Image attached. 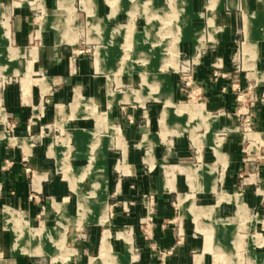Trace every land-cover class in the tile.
I'll use <instances>...</instances> for the list:
<instances>
[{
  "label": "crops",
  "instance_id": "crops-1",
  "mask_svg": "<svg viewBox=\"0 0 264 264\" xmlns=\"http://www.w3.org/2000/svg\"><path fill=\"white\" fill-rule=\"evenodd\" d=\"M1 1L7 2V0H0V5ZM75 1L64 3L63 0H37V3H40L43 7L45 15L36 28H33L34 18H36L33 15L37 7L33 5V0H10V4L4 7L5 10L0 7V44L3 41V34L7 35L6 31H8L9 46L20 55L17 61L0 59L1 66L5 65L6 67L5 70L0 71V74L7 75L6 79H3L4 82L8 80V75L22 76V89L25 91V95L21 93L16 99L8 98L7 90L9 87L0 94V134L4 136L5 124L10 122L13 124V134H16L15 137L12 136L15 139L10 140L17 142L15 146L0 145V192L5 195H13L10 200L21 204L27 221L28 216L33 215L36 217L43 215V220L49 219L52 215L55 220V216L58 214L61 223L64 220V213L75 216L77 215V208L80 215L71 217L72 219L86 218L90 221L101 222L103 218L101 209L104 204L106 210V205L107 208L116 205L120 198L127 200L134 198L136 201L133 205L130 202H124L123 208H118L116 205L112 210L116 222L130 221L143 215L141 199L140 197H133L131 193L127 194V192L123 196H116L119 194L117 192L119 179L116 178L115 170L120 169L124 173L135 176L134 178L125 179L124 182L129 184V181L132 180V185L137 188H144V190L145 188L154 189L157 186L172 188L173 182L171 176H169L170 174L163 172L166 177L156 179L158 169L154 166V162L162 163L166 160V157H162L164 147L151 148L152 146L149 143L150 146L146 147L149 149V153L146 152V156H144L141 149L127 146L126 148L121 139L123 143L121 151L124 161L122 166L117 163L116 153L108 151L109 148L106 147L104 163L101 164L96 160V164L99 165V168L104 165L103 172H105L104 177L109 194L107 199L102 198L101 208L97 209V204L93 206V212L91 213L87 208L84 196V184L82 183L80 189L78 188L80 180L69 179L72 178L76 169H70L65 176H61L58 171L57 158L52 156H57L60 151L62 152L65 149L56 145V142L67 138L69 141L75 139L78 144V139L83 141V137L87 136V132L90 131L96 134L99 140L108 138L109 134L99 136L92 129L84 127L83 123L86 122H84L85 119L82 116L86 117V110H82V107L73 115V106L74 110H77L83 104V98H92L96 107H98V104H103L108 109V101L111 95H114L116 101L109 110L113 122L117 119L116 111L118 107L123 110L124 114L135 118L136 106H142L147 101L161 102V115L164 103L161 100H146L143 104L135 101L122 102L118 101L122 91L131 93L132 90L128 92L121 89L120 93L117 94L109 91L111 83L116 86L133 85L136 89L134 85L136 81L135 72L126 74V70L121 69L124 75L118 78L120 81L118 85L117 72L120 68L113 69V66L106 60V52L102 60L103 64L99 68V63L97 65L95 57L90 59L86 56V53H82V48L76 49V46L79 45L78 41H82V39L78 36L76 30L71 29V26L80 23L83 12L89 16L88 11L91 10L95 16L94 20H91L90 17L87 20L88 24L90 22L92 25V32H87L86 39L96 42L106 38L103 27L106 25L105 21L109 13L105 12L106 9L101 0H92L91 5L85 0H78L79 8L74 6ZM184 1L187 12L184 28H182L183 30L177 41L178 51L192 52L194 49L198 51L196 55L198 62L193 68L192 74L194 82L204 89L205 95L203 102L189 101V103L201 105L209 115L218 117V125L212 127L211 131L208 132L202 127V134L193 133L197 136L203 135V141L199 144L193 141L192 131L186 130L189 135L186 136L187 140L188 137H191L195 145L191 142V147L188 146L185 138L180 137V135L182 136L181 131L179 134L177 133L180 130L179 127H168L174 114L169 115L167 129L163 130L160 125L161 139H164V136L170 132H174V136L177 137L172 142L173 152L165 151V154L175 156L176 159L184 163L176 167L179 176L177 175V179L175 177L176 185H174L176 193L175 211L173 213L171 211L173 202L170 203L168 195H156L154 201L155 211L151 217L152 227L149 228L148 235L143 236L142 232L137 227L135 228L136 235L134 242L132 240V244L135 247L136 255L133 253L134 259L132 261H136V264H212L210 254L203 253L205 247L204 237L195 230L193 215L189 212V216L187 209L190 210L192 205L201 208L211 207V218L218 222V218L233 217L237 207L227 202L218 204L217 193L209 190L211 178H207L204 172L197 176L199 177L198 182L194 184L189 182L190 178L180 168L193 166L196 161H201L198 167L213 164L216 160L214 149L216 138L222 139L220 150L226 155L224 169H222L220 163L216 165V168L221 167L219 178L223 171L222 180H217L215 183L216 192L221 193L225 190L229 195L239 196L246 209H253L260 205L262 199L258 193L259 188L264 189V162L257 163V158H253V154L251 155L245 150L246 147L248 149L250 146L243 148L241 134L235 133L238 120H235L228 110L232 111L233 105L236 104L233 101L227 80L221 78L213 80L211 77L214 68L218 70L219 74L230 75L233 73V57H237V54H240L245 62V68L243 67V61L241 62V68L245 71V73L243 71L241 73L251 76L261 73L259 77L264 76V71H262L264 70V0ZM121 2L123 3L121 9L127 11L125 7L129 6L130 3L127 0ZM154 4L156 8L160 5L157 2ZM132 6L133 4L130 8ZM146 24L147 22H145L144 28ZM1 27H4V29ZM201 29L203 45L196 48V32ZM98 47L103 49L101 45H96L94 50L96 51ZM243 48L253 53L251 67H248V58L244 54ZM155 64H158L157 60ZM94 72H97V75L93 74ZM98 73L107 76L101 77L98 76ZM110 74H114V78L108 77ZM161 74L170 84L172 102L175 103L174 100L177 98L178 102L175 104H189L188 101L183 102L184 96L179 92L174 75L169 71ZM82 84H85L83 89L86 90V96H82ZM261 87L262 84H259L257 88ZM22 89L20 86V90ZM253 107L255 110V116L252 119V129L255 131L253 133L264 138V109L258 103L254 104ZM216 110L217 114L211 113ZM141 113L147 116L148 112L144 110ZM123 115H121L122 118ZM138 117H140L139 114ZM62 118L69 122L57 124ZM129 122H132V120ZM135 122L136 120L122 130L118 129L121 135L127 139L132 138L135 131ZM149 122V119H147V123ZM200 125L198 122L191 126L194 128ZM54 126L61 133V136L55 137L56 148L53 146V142L49 140L51 136H45L51 128L54 130ZM81 130H85L86 133L83 132L82 134ZM216 132L227 133H223L222 137H218ZM50 143L52 149H49ZM114 143L117 146L116 141ZM145 144L147 142H138L139 146H145ZM93 149L97 151L99 146ZM86 152L79 148L76 156H82ZM62 155L64 154H60V156ZM138 157L142 158V162H139ZM76 160L75 157L71 163L75 164ZM142 163L149 165V173L143 172L144 164ZM75 165L81 166L79 164ZM26 166L32 169L30 177L25 171ZM99 168H95V173L100 170ZM97 179L93 183L95 182L97 187L103 186ZM93 183L89 186L93 187ZM187 187H191L189 194L184 192ZM168 191L170 190L168 189ZM70 194L75 195L76 213L74 215L70 212ZM210 194H213V196ZM110 198L113 202L108 205ZM212 198L213 204L211 205V200L208 199ZM196 203L201 205H196ZM204 203H210V205H202ZM124 204L125 207H129L127 208L128 213L125 212ZM85 212L91 214L84 215ZM213 213L215 215L212 217ZM172 216L176 221V232L169 228ZM105 218L108 228L112 230V227L108 224L106 213ZM226 222H231V220H226ZM101 224L103 225L102 222ZM225 229L228 233L232 232L229 224L226 225ZM228 233L224 237L217 234V241L220 237L229 241L230 236H228ZM221 244L223 246V242ZM257 248H253V250L259 256V263L264 264V248L260 246H257ZM27 261L23 264H39L37 261L31 262L29 259ZM96 261V259H92L91 264H96ZM48 263L50 264V261Z\"/></svg>",
  "mask_w": 264,
  "mask_h": 264
},
{
  "label": "rangeland",
  "instance_id": "rangeland-1",
  "mask_svg": "<svg viewBox=\"0 0 264 264\" xmlns=\"http://www.w3.org/2000/svg\"><path fill=\"white\" fill-rule=\"evenodd\" d=\"M69 1L72 0H63L64 3H68ZM85 1L90 5L92 3V0ZM101 1L106 9L105 12L109 13L106 17V25L103 27V33L106 38L98 42L88 41L86 39L87 32H92V25L90 22L88 24L87 20L89 17L91 20H94L95 16L91 10L88 11L89 16L83 12L80 23L71 26V29L76 30L78 36L82 39V41H78L79 45L76 46V49L82 48V53H86V56L90 57V59L95 57L97 65L99 63V68H101L103 64L102 60L106 52V60L113 66V69L117 70L120 68L117 72L118 85L120 84L118 78L124 75L121 69L126 70V74H130L133 71L135 72L136 81L134 85L136 89H134L133 85L116 86L114 83H111L109 86V91H112L114 94L120 93L121 89L128 92L132 90L131 93L122 91V95L119 97L118 101H135L143 104L146 100H161L164 103V107L160 115L162 103L158 101H147L142 106H136V112L134 114L136 119L133 116L124 114L123 110L118 107L116 111L117 119L113 122L109 110L111 109V105L116 101L114 95H111L108 101V109L103 104H98V107H96L92 98H83V104L81 103L82 105L79 106L77 110H74L73 106V115L82 107V110H86V117L82 116V118L85 119L84 122H86L83 123L84 127L92 129L99 136H107L109 134L108 138L99 140L97 135L90 131L87 132V136L83 137V141H79L78 139V144L75 139H71L70 141L67 138L57 140L56 145L62 146L61 148L65 149L62 152L60 151V154L64 155L60 156V154H58L52 157L57 158V168L61 176L68 174L70 169H76L72 178L69 179L75 178L77 181H83H79L80 185H78V188L81 189V186L84 184V196L86 198L87 208L91 213L93 212V206L98 204L97 209L101 208L100 202L102 198L107 199L109 194L104 177L105 172H103L104 165L99 168V165L96 164V160L101 164L102 162L104 163L105 148L108 147V151L116 153V158L118 159L117 163L122 166L124 161L121 151V146H123L121 139L125 147L141 149L144 156H146V152L149 153V149L146 147L150 146V144L152 146L151 148L163 146L164 151L162 157H166V160L162 163L158 161L154 162V166L158 169L156 179L159 180L160 178L163 179L166 177L163 172L168 173V175L170 174L169 176H171L173 182L172 188L166 186H157L154 189L145 188V190L144 188H137L132 185V180L129 181V184L124 182L125 179L134 178L135 176L129 175L130 173H124L120 169L115 170L116 178L119 179L117 191L119 194L116 196H123L124 193L127 192V194L131 193L133 197H140L143 215L141 217H135L130 221L125 220L119 223L116 222L112 214L113 208H115L116 205L118 208H123L124 202H130L133 205L136 201L134 198L129 200L120 198V201L117 202L116 205L108 208L106 205V210L105 204L103 205L101 214L105 222L103 219L101 222L104 227L99 221H90L86 218L79 220L72 219L71 217L80 215L78 208L77 215L75 216H69L64 213V220L62 223L59 222L58 214H56L55 220L52 218V215L47 220H43V215L38 217L35 215L28 216V224L25 218V211L21 204L10 200L13 195H5L0 192V264H23L28 262V259L31 262L37 261L39 264H49V261L50 264H91L92 259L97 260L96 264H136V261H132L134 255H136V251L134 250L135 247L132 244V240L134 242L136 235L135 228L137 227V229L142 232L143 236L148 235V230L152 227L151 217L155 211L154 201L156 195H168L170 197V203L173 202L171 211L172 213L175 211L176 193L174 191V185H176L175 177L177 179V175L179 176L176 167L184 163L176 159L175 156H168L165 154V151L173 152L172 142L177 137L174 136V132H170L164 136V139H161L160 125L163 130L167 129L169 115L171 113L174 114V116L171 117V122L168 124V127H179L180 130L177 131V133L179 134L181 131L182 136L180 135V137L185 138L190 147L191 142L194 145L193 141L196 144L203 141V135L197 136L193 133L202 134V127L208 132L211 131L212 127L218 125V117L209 115L201 105L189 103V101L196 103L203 102L205 95L204 89L194 82L192 74L193 68L198 62V58H194L198 51L195 49L192 52L178 51L177 41L183 30L182 28H184L187 12L185 1L127 0L128 3H130L129 6L127 5L128 7H125L127 11L121 9L123 6L121 1L123 0ZM9 2L10 0H7V2L1 1L0 7H3L5 10L4 7L9 5ZM155 2L160 4L159 7H162L156 8ZM32 3L37 7L33 15L36 17L34 18L33 28H36L41 18L45 15V12L41 4L37 3V0H33ZM73 4L77 8L80 6L78 0ZM131 4H133V6L130 8ZM145 22H147V24L144 28ZM1 28L4 29V27ZM6 32L7 35H5V33L3 34V41L0 44V59L17 61L20 55L9 46L8 31ZM196 33L197 43L195 46L199 48L203 45L202 29ZM31 39L34 40L33 38ZM96 45H101L103 49L98 47L95 51ZM243 51L248 58V67H251L250 63L252 62L253 53L244 48ZM183 58H188L189 62H194L189 63V70L186 73H180L182 61L186 60ZM156 60L158 62L157 65L155 64ZM241 62L245 68L244 58L241 57L240 54H237V57H233V73L230 75L219 74L218 70L214 68L211 72V77L213 80L216 78L227 80V85L231 89L232 98L236 104L233 105L232 111L228 110L234 116L235 120H238L235 133L241 134L242 147L245 148L246 146H250L248 149L246 147L245 150L249 154H253V158H257V163H263L264 138L253 133L255 131L252 129V119H254L255 116L254 104L258 103V105L262 106L264 109V76L259 77L261 73L253 74V76L243 74L245 71L241 68ZM5 69V65L1 66L0 64V71ZM167 71L174 75L173 77H175L179 92L184 96L183 102L188 101L189 104L177 105L175 104L178 102L177 98L174 100L175 103L172 102L170 84L161 74ZM241 71H243V73H241ZM93 74L97 75V72ZM6 76L7 75L0 74V94L9 87L7 90L8 98L16 99L21 93L25 95V91L22 89V76L8 75V80L4 82L3 79H6ZM98 76L106 77L107 75L98 73ZM108 77L114 78V74H110ZM27 78H29V76H27ZM187 79L189 80L188 84L185 83ZM259 84H262L261 88H257ZM20 86L22 90H20ZM83 87H85V84H82V96H86V90H84ZM144 110L148 112L147 116L141 113ZM211 113L217 114V110ZM138 114L140 117H138ZM121 115L124 117L122 118ZM33 119L36 121L35 118ZM62 119L59 120L57 124L69 122L64 118ZM147 119H149V123H147ZM131 120L132 122H129ZM135 120L134 136L127 139L125 136L121 135L119 130L126 128L128 124H133ZM198 122L201 124L200 126L194 128L191 126ZM186 130L192 131L191 136L193 141L191 137H188L187 140L186 136L189 135ZM12 131L7 132L6 128H4V136L0 134V137H2L0 138V145L6 144V141L10 139H15L13 137H15L16 134H13ZM84 131L81 130V133L83 134ZM223 133L227 132H216V135L222 137ZM82 134L80 135L82 136ZM45 136H51L49 140L53 142V146L56 148L55 137L61 136L59 129L54 126V130L51 128ZM115 141L117 146L114 145ZM143 141L147 142V144H145V146H139L138 142L142 143ZM221 143L222 139L216 138L214 146L216 160L213 164L198 167L201 161H196L193 166H185L180 168V170L190 178L189 182H193L194 184L198 182L199 177L197 176L204 172L207 178H211L209 190L217 193L218 204L220 202L232 203L237 207L236 213L233 217L218 218V222H215V220L211 218V207L201 208L192 205L190 210L187 209V212L192 213L195 222V230L200 232L204 237L205 247L203 253L210 254L212 264H261L259 263V256L254 252L253 248H257V246L264 248V246H261L264 245V189L259 188L260 190L258 193L262 199L260 205L253 209H246L239 196L229 195L225 190L221 193L216 192L215 183L217 180H222L223 175L222 171L220 178L218 177L221 172V167L218 166L216 168V165L220 163L222 169H224L226 161V155L220 150ZM51 146L52 144L50 143L49 149H52ZM96 146H99V149L97 151L94 149L92 150V148ZM79 148L87 152L83 153L82 156H76V152ZM75 157L77 158L75 164L81 166L71 163ZM138 159L139 162H142V158L138 157ZM142 164H144L143 172L149 173V165L147 163ZM26 168H28L26 172L30 177L32 169L29 166H26ZM95 168H99L100 170L95 173ZM96 179L99 183H102L103 186L97 187V185H95L96 183H93ZM92 183L94 186H89ZM168 189L170 191H168ZM190 189L191 187H187L184 192L189 194ZM92 194H94V196H92ZM210 195L213 196V194ZM74 196V194L69 195L70 212L73 215L76 213ZM208 200H211L212 205L213 198ZM110 202H113L111 198L108 200V205H110ZM150 205L153 207V213L147 214V208ZM196 205L201 204L196 203ZM202 205H210V203H204ZM125 206L124 204L125 212L128 213L127 208L129 207ZM105 213L107 215L108 224L112 227V231L120 232L121 236L104 238L105 226H107ZM89 214L88 212L84 213V215ZM213 215L215 214L213 213L212 217ZM172 219L173 216L169 228H172V230L176 232V221ZM226 220H231V222H226ZM228 224L231 226L232 231L229 233L225 229ZM43 228L44 230H48L51 234L48 236L41 234L40 231ZM226 233L230 236L229 241L227 239L223 240L222 238ZM217 234L222 236L218 240L219 242L217 241ZM221 242H223V246Z\"/></svg>",
  "mask_w": 264,
  "mask_h": 264
},
{
  "label": "built area",
  "instance_id": "built-area-1",
  "mask_svg": "<svg viewBox=\"0 0 264 264\" xmlns=\"http://www.w3.org/2000/svg\"><path fill=\"white\" fill-rule=\"evenodd\" d=\"M196 54H198V53H196ZM196 57V56H195ZM194 57V58H195ZM183 63H182V65H181V69H180V73H186L188 70H189V63L191 62V63H194L193 61H188V58L186 59V60H184V61H182ZM185 65V66H184ZM186 84H188L189 83V80L187 79V81L185 82ZM5 128H6V131L8 132V131H12L13 130V124H11L10 122H6V124H5ZM25 171H28V168H25ZM151 213H153V207L150 205V206H148V208H147V214H151Z\"/></svg>",
  "mask_w": 264,
  "mask_h": 264
},
{
  "label": "bare ground",
  "instance_id": "bare-ground-1",
  "mask_svg": "<svg viewBox=\"0 0 264 264\" xmlns=\"http://www.w3.org/2000/svg\"><path fill=\"white\" fill-rule=\"evenodd\" d=\"M196 58V57H195ZM33 126V125H32ZM33 129V128H32ZM0 138H2V137H0ZM6 144L7 145H12V146H15V144H17L16 143V141H14V140H8V141H6ZM193 171V170H192ZM190 176V175H189ZM103 219V218H102ZM103 221L105 222V220L103 219ZM38 232V231H37ZM41 234H44L45 236H48V235H50L51 233L48 231V230H44V228L43 229H41ZM37 235V234H36ZM115 236L117 237V236H121V233L120 232H113L111 229H109L107 226H105V232H104V238L105 239H107V238H111V237H114L115 238Z\"/></svg>",
  "mask_w": 264,
  "mask_h": 264
}]
</instances>
